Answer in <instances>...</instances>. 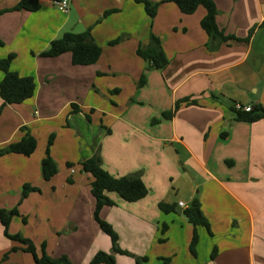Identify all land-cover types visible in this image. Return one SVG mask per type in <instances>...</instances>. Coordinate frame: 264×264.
Wrapping results in <instances>:
<instances>
[{
    "label": "crops",
    "instance_id": "obj_1",
    "mask_svg": "<svg viewBox=\"0 0 264 264\" xmlns=\"http://www.w3.org/2000/svg\"><path fill=\"white\" fill-rule=\"evenodd\" d=\"M212 1L220 30L249 42L209 51L204 8L184 15L165 3L151 20L133 0H72L67 14L50 0L41 1L36 13L6 12L21 0H0V60L15 55L11 70L36 83L35 95L23 104L3 106L0 97V152L27 132L37 141L30 157L0 156V210L20 212L10 235L31 240L39 256L46 244L52 258L73 264L113 254L94 219L93 177L79 165L100 147L108 173L119 179L141 173L149 190L137 203L108 195L116 206L104 208L101 218L119 235L122 250L148 258L143 264H264V120L239 122L234 111L237 105L264 107V0ZM110 10L118 12L104 17ZM88 29L102 48L95 65L75 67L70 53L41 57L64 34ZM151 35L168 59L164 70L148 71L137 54ZM4 76L0 72V84ZM184 101L197 104L183 103L173 119H163ZM52 136L58 174L46 181L42 161ZM26 185L39 192L21 202ZM196 199L212 236L199 229L194 257V228L177 210ZM160 204L177 209L165 214ZM14 248L23 246L7 239L0 223V264H35L32 255ZM114 256L117 264H136Z\"/></svg>",
    "mask_w": 264,
    "mask_h": 264
},
{
    "label": "trees",
    "instance_id": "obj_2",
    "mask_svg": "<svg viewBox=\"0 0 264 264\" xmlns=\"http://www.w3.org/2000/svg\"><path fill=\"white\" fill-rule=\"evenodd\" d=\"M41 1L43 0H21V2L12 11H27L30 13H36L41 10ZM53 3L60 0H50ZM134 3L142 5L146 14L154 20L158 14L159 7L165 3L175 4L180 12L184 15H193L200 8L206 10V16L201 22V27L209 38L207 49L209 51H217L222 45L227 44L230 41L249 42L250 37L246 40H240L235 37L226 36L223 31L220 30L217 24V17L219 15L216 4L212 0H163L159 3H153L149 0H133ZM118 10H110L104 14V17H108L117 13ZM264 26V25H263ZM251 36V35H250ZM115 44V42L113 43ZM0 46L3 43L0 41ZM70 53L72 55V65L75 67H89L93 66L100 60L102 56V48L95 42L91 29L80 33H66L60 39L51 43L49 49L41 54V57L53 59L58 58L64 54ZM139 57H141L148 64V71L150 70H164L169 62L164 53L162 43L156 36H150L149 45L140 46L137 51ZM15 60V55L9 56L7 59L0 60V72L4 73V79L0 84V97L3 100V106L5 105H20L27 100L33 98L36 91L35 79L32 77H21L18 73L11 70V64ZM146 84V76L143 75L138 83V87H143ZM183 103L187 105H196L197 102H178L171 112L163 114V119L171 120L175 114L181 108ZM72 109L77 110L75 105ZM3 107L0 108V115ZM236 119L239 122L245 123H257L264 120V107L256 106L250 113L238 112L236 110ZM93 113V111H92ZM87 121L91 122V117H86ZM153 124L160 123L159 120H154ZM23 132V131H22ZM111 131L108 130V134ZM54 142V136L49 140L47 147L46 158L42 161V173L43 178L46 181H50L58 174V167L51 157V147ZM37 149V141L30 134L26 133L23 139L15 144L10 145L6 149L0 152V156L6 154H18L25 157L32 156ZM94 155L88 160L80 162L82 171L86 174H90L93 177V183L91 185L92 196L95 199V212L94 219L98 224L100 230L110 238L112 243L113 254L100 252L94 256L90 264H117L114 254L121 256H128L136 261V264H143L148 262V258H139L135 255L124 251L120 248L119 235L114 228L101 218V212L106 207H114L116 203L109 198V194H117L123 201L127 203H137L145 199L149 190L145 186L141 173L132 174L124 178H115L103 168V161L101 157L100 147H94ZM69 168H72V164H68ZM39 192V189L26 185L23 188V199L30 196L31 193ZM159 208L165 214L174 213L177 209L176 206H169L167 204H160ZM184 217L189 224L194 228L193 238L190 244V253L197 257V248L200 242L199 229H205L210 236L211 227L205 217L202 206L199 200H194L190 207L183 211ZM15 217H20V212L17 208L14 210H0V223L4 228L5 237L15 243L23 246L22 249L14 248L12 252L22 250L23 252L33 256L35 264H73L67 257L59 259L52 258L47 253V245H42V254L38 255L35 244L24 238L21 235L12 236L9 234V228ZM26 223V220H23ZM217 251L214 250L211 256V260H215ZM8 259V255L4 257V261ZM164 264H170V259H163Z\"/></svg>",
    "mask_w": 264,
    "mask_h": 264
},
{
    "label": "built area",
    "instance_id": "obj_3",
    "mask_svg": "<svg viewBox=\"0 0 264 264\" xmlns=\"http://www.w3.org/2000/svg\"><path fill=\"white\" fill-rule=\"evenodd\" d=\"M72 0H60L54 2V6L62 13L67 14L69 12V5ZM236 111L250 113L252 111L251 107H244L241 105L236 106ZM180 207H183V204H180Z\"/></svg>",
    "mask_w": 264,
    "mask_h": 264
},
{
    "label": "rangeland",
    "instance_id": "obj_4",
    "mask_svg": "<svg viewBox=\"0 0 264 264\" xmlns=\"http://www.w3.org/2000/svg\"><path fill=\"white\" fill-rule=\"evenodd\" d=\"M23 194V193H22ZM32 195V194H31ZM28 198H26V199H23V195H22V198H21V202H23V201H26ZM16 218V217H15ZM26 224V223H25ZM125 257H128V256H125ZM128 258H130V257H128ZM133 259V258H132Z\"/></svg>",
    "mask_w": 264,
    "mask_h": 264
},
{
    "label": "water",
    "instance_id": "obj_5",
    "mask_svg": "<svg viewBox=\"0 0 264 264\" xmlns=\"http://www.w3.org/2000/svg\"><path fill=\"white\" fill-rule=\"evenodd\" d=\"M177 211H178L179 214L183 213L182 209H180V208Z\"/></svg>",
    "mask_w": 264,
    "mask_h": 264
}]
</instances>
